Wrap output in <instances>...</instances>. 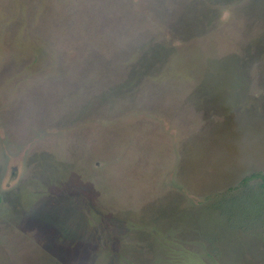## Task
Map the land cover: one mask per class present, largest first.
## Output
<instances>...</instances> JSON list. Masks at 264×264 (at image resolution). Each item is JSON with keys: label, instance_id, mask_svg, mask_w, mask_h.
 <instances>
[{"label": "rangeland", "instance_id": "374dc122", "mask_svg": "<svg viewBox=\"0 0 264 264\" xmlns=\"http://www.w3.org/2000/svg\"><path fill=\"white\" fill-rule=\"evenodd\" d=\"M258 172L264 0H0V264H264Z\"/></svg>", "mask_w": 264, "mask_h": 264}, {"label": "trees", "instance_id": "16d2710c", "mask_svg": "<svg viewBox=\"0 0 264 264\" xmlns=\"http://www.w3.org/2000/svg\"><path fill=\"white\" fill-rule=\"evenodd\" d=\"M254 178H257L259 180L258 181L259 188L264 192V172H258V173L251 175L250 177L246 178L245 182H247L248 180H252ZM242 210H243V208H242ZM257 210L253 211L254 213H252V214H254V215L257 214L256 213Z\"/></svg>", "mask_w": 264, "mask_h": 264}]
</instances>
